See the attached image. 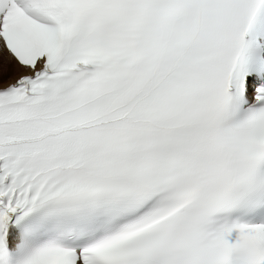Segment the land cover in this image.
<instances>
[{
    "label": "snow or ice",
    "instance_id": "snow-or-ice-1",
    "mask_svg": "<svg viewBox=\"0 0 264 264\" xmlns=\"http://www.w3.org/2000/svg\"><path fill=\"white\" fill-rule=\"evenodd\" d=\"M0 264H264V0H0Z\"/></svg>",
    "mask_w": 264,
    "mask_h": 264
}]
</instances>
